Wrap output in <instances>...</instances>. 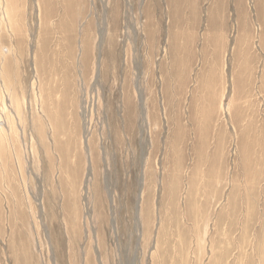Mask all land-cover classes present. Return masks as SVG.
I'll use <instances>...</instances> for the list:
<instances>
[{
	"label": "rangeland",
	"instance_id": "374dc122",
	"mask_svg": "<svg viewBox=\"0 0 264 264\" xmlns=\"http://www.w3.org/2000/svg\"><path fill=\"white\" fill-rule=\"evenodd\" d=\"M0 264H264V0H0Z\"/></svg>",
	"mask_w": 264,
	"mask_h": 264
}]
</instances>
